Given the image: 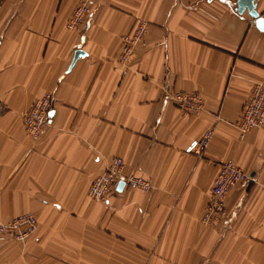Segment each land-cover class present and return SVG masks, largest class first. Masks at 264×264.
<instances>
[{"label":"crops","instance_id":"crops-1","mask_svg":"<svg viewBox=\"0 0 264 264\" xmlns=\"http://www.w3.org/2000/svg\"><path fill=\"white\" fill-rule=\"evenodd\" d=\"M83 1L0 0V221L38 218L26 241L0 234V264H264V128L237 127L264 81V32L238 0H89L70 30ZM141 18L147 33L123 66L121 37ZM181 91L200 93L203 110L185 114L170 97ZM46 93L50 125L31 138L23 114ZM209 130L205 150L188 152ZM114 157L154 188L90 198ZM228 159L251 178L206 226Z\"/></svg>","mask_w":264,"mask_h":264},{"label":"built area","instance_id":"built-area-1","mask_svg":"<svg viewBox=\"0 0 264 264\" xmlns=\"http://www.w3.org/2000/svg\"><path fill=\"white\" fill-rule=\"evenodd\" d=\"M90 14V1L84 0L75 8L67 22V27L70 30H82ZM147 27L148 22L141 18L129 32L122 35V49L118 58L120 64L127 66L130 63L135 47L145 38ZM170 97L185 114H197L204 108V99L198 92H174ZM53 100V94L46 93L36 99L23 114L25 130L31 138H40L50 125ZM237 127L241 136L254 128H264V81L254 84L251 95L244 104ZM212 134V130L207 131L200 139L194 140L187 151L201 154L208 146ZM123 169V158L114 157L107 168L92 181L88 190L89 197L106 200L110 193L118 188L121 181L130 189L150 192L154 188L146 177L133 173L124 174ZM250 178V175L232 159L224 161L214 179L209 202L201 217L202 223L206 226L220 223L225 214V198L228 192ZM37 228L38 218L34 213H24L7 221H0V234H12L21 242L33 236Z\"/></svg>","mask_w":264,"mask_h":264},{"label":"water","instance_id":"water-1","mask_svg":"<svg viewBox=\"0 0 264 264\" xmlns=\"http://www.w3.org/2000/svg\"><path fill=\"white\" fill-rule=\"evenodd\" d=\"M257 4L256 0H238L237 2V8L239 13H243L246 9L249 12V15L255 19L256 26L264 32V17L261 15V13L257 10ZM82 50H77L75 53V57L73 60V63L79 58V56L82 54ZM52 115V112L50 113V116ZM124 186V182L121 181L119 183L118 188H122Z\"/></svg>","mask_w":264,"mask_h":264}]
</instances>
